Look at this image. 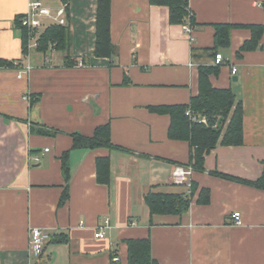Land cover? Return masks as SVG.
Segmentation results:
<instances>
[{
  "label": "crops",
  "instance_id": "1",
  "mask_svg": "<svg viewBox=\"0 0 264 264\" xmlns=\"http://www.w3.org/2000/svg\"><path fill=\"white\" fill-rule=\"evenodd\" d=\"M31 1L0 0V58L21 64L0 69V264H111L113 258L127 264L132 239H149L160 264H264V190L211 174L257 181L264 173V33L256 50H242L252 38L246 26L264 27V0H190L192 36L183 29L188 23H170L167 7L111 0L113 58L94 55L97 0L66 3L69 52L29 47L24 56L16 23ZM40 1L53 11L65 3ZM222 24L234 27L210 82L242 103L244 143L218 145L206 155V171H193L197 190L186 214L152 215L148 192L191 191L172 179L176 167H187L191 148L169 138L168 115L149 108L188 104L199 94V67L216 66L211 50ZM25 65L32 69L20 78ZM107 124L112 142L129 153L73 149L74 133L92 137ZM102 157L111 161L109 186L97 181ZM66 188L69 199L61 205ZM201 189L210 191L208 204L198 203ZM235 212L242 226L232 225ZM107 219L105 237L95 238ZM34 227L53 232L40 258L29 252Z\"/></svg>",
  "mask_w": 264,
  "mask_h": 264
},
{
  "label": "trees",
  "instance_id": "2",
  "mask_svg": "<svg viewBox=\"0 0 264 264\" xmlns=\"http://www.w3.org/2000/svg\"><path fill=\"white\" fill-rule=\"evenodd\" d=\"M65 3L68 0H64ZM152 6H164L169 9V20L172 25H185L188 23L196 28L197 21L190 8V0H149ZM68 10V9H67ZM21 17L17 20L18 28L21 30L23 55L27 56L30 50V31L22 27ZM95 50L96 58H113L118 54L117 47L111 40V0H97V13L95 21ZM234 26L217 25L215 47L211 50V56L216 57L220 49L230 46V32ZM252 31V38L246 41L242 47L243 51L256 50L264 33L263 26H246ZM71 43V28L69 25H51L40 35L36 50L47 53L52 47L58 51L69 52ZM68 65H73L69 53L66 55ZM20 61H9L0 58V69L19 68ZM222 65H204L199 67V94L193 97L188 104L152 106L149 110L160 115L170 117L168 136L171 140L188 142L191 148L190 160L187 167L196 172H205V158L218 145L241 146L244 143L243 131V106L238 102L231 89L215 88L210 82L211 76L220 73ZM126 83L127 80H126ZM189 112L190 115H187ZM206 117L207 123L193 121L192 117ZM219 119L221 129L216 127ZM225 128V129H224ZM44 133V132H43ZM45 134V133H44ZM73 149L96 150L106 148L129 153L128 149L115 145L111 138L110 125L98 127L92 137H86L74 133ZM69 152L61 157L62 169L66 182L70 181ZM97 181L99 184L109 186L111 182V161L109 157L98 158L96 162ZM212 175L230 181L254 186L264 190V173L257 181H248L220 173L211 172ZM197 185L192 182L189 193H162L150 191L145 195V202L152 215L183 216L191 206L192 198ZM69 199L66 188L61 199V205ZM210 202V191L201 189L198 203L208 204ZM129 258L127 264H160L152 256V245L149 239H132L127 241ZM113 261L111 264H122Z\"/></svg>",
  "mask_w": 264,
  "mask_h": 264
},
{
  "label": "built area",
  "instance_id": "3",
  "mask_svg": "<svg viewBox=\"0 0 264 264\" xmlns=\"http://www.w3.org/2000/svg\"><path fill=\"white\" fill-rule=\"evenodd\" d=\"M67 9L68 6L64 3L59 9L53 11L46 7L40 0L31 1L28 4L27 11L21 16V25L22 27L27 28L30 31L31 42L30 48L36 47L38 43V39L41 33L51 25H60L66 26L68 25L67 18ZM49 21V22H48ZM184 31L192 36L193 28L188 24L183 27ZM225 59L222 54H217L215 57V65H222ZM31 67L29 65H25L23 69L19 72V77L21 78L24 73H29L31 71ZM232 74L236 75V69L232 70ZM27 100L30 97H26ZM187 115H190L189 112ZM193 121L201 122L206 124L207 119L200 116L192 117ZM48 152L49 150L46 149ZM32 160L36 163L40 162L39 156L32 157ZM193 169L191 167H176L172 174L173 182L178 185H185L188 188H191L192 181L191 177L193 174ZM232 225L242 226V215L240 212H235L232 215ZM80 226H85V223L81 222ZM110 220L107 219L104 221L102 225L97 228L95 233V238L103 239L105 237L106 230L109 229ZM53 238V232L46 228H31L30 229V241H29V252L30 255L35 258H40L48 243ZM117 261V258L114 259Z\"/></svg>",
  "mask_w": 264,
  "mask_h": 264
},
{
  "label": "water",
  "instance_id": "4",
  "mask_svg": "<svg viewBox=\"0 0 264 264\" xmlns=\"http://www.w3.org/2000/svg\"><path fill=\"white\" fill-rule=\"evenodd\" d=\"M236 80H237V79L235 78L234 81H236ZM221 120H222V119H219V121H218V125H217V127H216V130H218V131L221 129Z\"/></svg>",
  "mask_w": 264,
  "mask_h": 264
},
{
  "label": "rangeland",
  "instance_id": "5",
  "mask_svg": "<svg viewBox=\"0 0 264 264\" xmlns=\"http://www.w3.org/2000/svg\"><path fill=\"white\" fill-rule=\"evenodd\" d=\"M49 22V21H48ZM71 38H72V31H71ZM71 45V44H70ZM36 48V47H35ZM71 48V47H70ZM54 48L52 47L50 50H53ZM49 50V51H50ZM54 50H56V49H54ZM204 118H206V117H204ZM225 129V128H224Z\"/></svg>",
  "mask_w": 264,
  "mask_h": 264
}]
</instances>
